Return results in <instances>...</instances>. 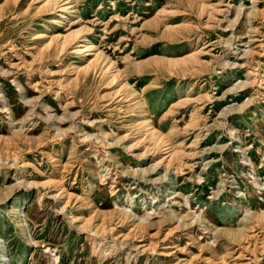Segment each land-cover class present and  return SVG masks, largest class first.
Instances as JSON below:
<instances>
[{
    "label": "rangeland",
    "instance_id": "rangeland-1",
    "mask_svg": "<svg viewBox=\"0 0 264 264\" xmlns=\"http://www.w3.org/2000/svg\"><path fill=\"white\" fill-rule=\"evenodd\" d=\"M0 242L264 264V0H0Z\"/></svg>",
    "mask_w": 264,
    "mask_h": 264
},
{
    "label": "bare ground",
    "instance_id": "bare-ground-1",
    "mask_svg": "<svg viewBox=\"0 0 264 264\" xmlns=\"http://www.w3.org/2000/svg\"><path fill=\"white\" fill-rule=\"evenodd\" d=\"M48 2H52V0H47V3H48ZM66 4H67V3H66ZM66 4H65V5L63 4L62 6H60V11H62V10H66V9L68 8V7H67L68 4H67V5H66ZM59 13H61V12H59ZM65 40H66V37H64L63 42H64ZM63 42H62V43H63ZM64 43H65V42H64ZM75 44H76V43H75ZM58 46H60V48H61L62 45H58ZM79 48H80V47H79ZM79 48H78L77 45H75L73 49H74L75 51H79ZM143 122H144L145 125H148V126H149V123L147 122V118H146V117H145V119H144ZM148 126H147V127H148ZM150 127H152V126H150ZM152 128H153V127H152ZM148 129H150V128H148ZM171 151H172V150H171ZM1 245H2V244H1V242H0V246H1ZM4 253H5L4 248H0V263L3 262V264H5L4 261H3V259H4Z\"/></svg>",
    "mask_w": 264,
    "mask_h": 264
}]
</instances>
